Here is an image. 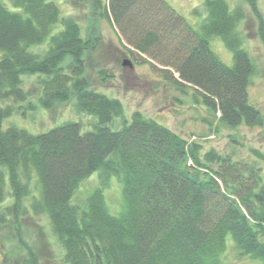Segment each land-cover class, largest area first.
<instances>
[{
    "label": "trees",
    "instance_id": "1",
    "mask_svg": "<svg viewBox=\"0 0 264 264\" xmlns=\"http://www.w3.org/2000/svg\"><path fill=\"white\" fill-rule=\"evenodd\" d=\"M246 1L264 44L263 19L255 0ZM92 2L126 34L127 45L160 56L161 66L178 74L176 84L191 87L197 99L220 113L221 123L262 124L248 101L255 65L237 31L240 8L205 0L209 18L198 31L164 0ZM14 5L18 10L0 2V103L25 102L22 76L43 75L39 107L50 110L73 101L95 121L87 129L69 121L31 133L4 126L11 108L0 105V200L8 188L12 208L20 207L27 193L21 179L35 177L38 195L31 207L47 217L63 264H224L227 236L241 254L264 264L261 167L214 148L203 150L138 111L123 118L119 99L91 89L84 76L85 54L99 45L97 36L92 31L83 36L53 0H14ZM56 27L60 30L53 32ZM214 37L231 51V65L212 51ZM44 42L43 55L32 50ZM96 172L120 185L116 215L108 211L101 186L73 200L82 181Z\"/></svg>",
    "mask_w": 264,
    "mask_h": 264
},
{
    "label": "rangeland",
    "instance_id": "2",
    "mask_svg": "<svg viewBox=\"0 0 264 264\" xmlns=\"http://www.w3.org/2000/svg\"><path fill=\"white\" fill-rule=\"evenodd\" d=\"M62 15L75 20L82 29V35L97 36L99 45L85 54L84 76L89 87L109 97L119 99L123 106V118L138 111L145 117L154 119L168 129L184 137L189 142L197 141L203 150L214 148L222 154L242 162L260 166L264 177V159L254 156L253 149L264 156V44L258 28L259 22L251 5L246 0H226L231 9L240 8L243 18L237 25L243 48L251 57L255 71L247 87L248 101L262 115V124L256 126L239 125L229 128L218 119L220 113L211 111L194 90L188 85L182 87L174 81L178 74L173 68L161 66L155 58L139 53L126 43L124 35L112 19L100 15L92 0H53ZM108 0H102L107 4ZM174 12L183 18L185 24L195 30L208 20L205 0H164ZM10 10L15 8L14 0H0ZM256 10L264 23V0H255ZM184 28L183 25H181ZM185 29V28H184ZM60 30L55 28L53 32ZM212 51L226 65L232 64L231 51L223 40L214 37L209 41ZM47 49L44 42L32 50L43 55ZM129 60L132 67L122 66ZM68 61H65L66 65ZM103 75V76H102ZM43 75H23L22 88L28 94L25 102L1 101V106H9L11 115L4 120V126L15 125L38 133L65 123L79 122L84 129L95 121L93 116L79 112L73 101L59 104L50 110L38 106L39 81ZM30 102V103H29ZM32 102V103H31ZM122 117L114 121L113 128L121 125ZM255 160V161H254ZM26 184L27 193L22 197L20 207L12 208L7 188L0 200V264H63L62 250L53 236L45 214L32 210L37 197L35 177L21 179ZM101 186L108 211L116 215L120 210L121 188L113 176L107 180L96 172L80 184L73 200L79 202L94 187ZM227 247L222 257L224 264H262L241 254L227 236Z\"/></svg>",
    "mask_w": 264,
    "mask_h": 264
},
{
    "label": "water",
    "instance_id": "3",
    "mask_svg": "<svg viewBox=\"0 0 264 264\" xmlns=\"http://www.w3.org/2000/svg\"><path fill=\"white\" fill-rule=\"evenodd\" d=\"M122 66H124V67L127 66V67H129V68L132 67L130 61L127 60V59H125V60L122 61Z\"/></svg>",
    "mask_w": 264,
    "mask_h": 264
}]
</instances>
